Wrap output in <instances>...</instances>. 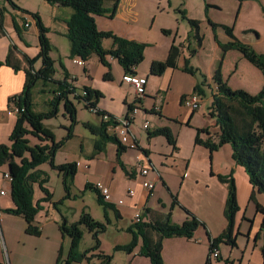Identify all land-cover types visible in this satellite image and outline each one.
<instances>
[{
    "label": "rangeland",
    "instance_id": "374dc122",
    "mask_svg": "<svg viewBox=\"0 0 264 264\" xmlns=\"http://www.w3.org/2000/svg\"><path fill=\"white\" fill-rule=\"evenodd\" d=\"M182 1L184 2L182 8H185L186 10L189 8L193 13V18L199 20L200 24L198 31L196 28H193L187 20H178L181 16L179 15V17H176L174 10H169L168 16V19L172 22L171 23L168 20L171 29H162V27L157 28L158 22L160 21V18L158 17L160 16L156 17V12L159 14L162 12L163 8H165L164 4L166 1L137 0V9L140 11L137 27L140 28L141 31L143 30V36L145 35V32L152 33L157 31L160 35L163 33L164 35L170 36V40H174L173 44L180 48V54L177 59V68L175 73L172 75L170 87L166 95V106L164 107V110L166 112L168 111L172 117L168 116L169 114L166 115V117H163L166 127L170 128L176 137L177 148L175 149V147L168 142L166 137L162 135H156L148 138V131L144 130L142 127L145 119L149 122V130H152L155 129V118L160 117V113L158 112H150V114L148 112V114L144 117L142 114H138L135 124H133V132L135 131L134 133L137 139L140 138V143L138 144L141 149L139 147L129 148L122 154V156L125 155L124 157L128 164L136 165L137 167L138 159L142 158L144 155L142 149L150 151L147 156L150 162V156L152 153L155 156L160 154H170L172 152L173 154L176 153L180 163L185 164L187 163V160L189 161L193 170L190 177L191 179L192 177L197 179L195 186H193V180L186 181V195L190 197L189 193L191 189L187 187L193 186L191 188L197 189L196 194L202 195V201L208 204L210 202H215V189H213V184L211 185L209 183L211 173L214 174L213 170L216 169H227L230 157L229 152L231 150L230 144L223 145L212 152L213 155H215V157H213L208 148L204 145L196 144L198 131L208 126L204 122H206L209 118L211 120H215V118L209 116L212 94L218 87L217 83L213 79V76L215 72L220 69L223 80L232 89H243L251 94H258L264 89V75L262 71L247 60L239 50L224 49L223 46L232 40L224 26L233 28V33L239 41L250 46L256 53L264 55V0ZM13 2L15 3L16 8H24L29 12L38 13L43 25L47 28L45 37L50 45L48 54L54 60L56 75L61 77L62 74L66 73L65 70L67 72L69 71L71 75L68 78V82L75 87L74 92L68 94V98L72 101L76 108V122L73 123L69 114L66 112L65 99H62L61 101L56 100V115L43 119V123L53 131L55 140L64 141L62 147L56 152L55 163L59 165L72 162L74 160H84L94 151L95 138L89 128H87L86 123H99V117L94 114L90 108L86 107L87 103L82 99V97L84 96V86H86L85 81L86 79H89L88 72L92 70V74H96L98 64L93 63L92 60L89 59L85 61L84 66L80 67L78 63H75L74 59L67 57L69 55V48H66L67 55L65 61L69 60L67 70V67L64 64L66 62H63L64 59H61V56L59 55L57 58L55 57L54 53H57L58 51L53 47L50 40V37L54 36L48 28L52 22V11L50 8H45L43 0H13ZM22 4H25V6L28 7H23ZM147 12H149V16H147ZM26 17L31 20V23L35 20L30 14H26ZM165 22L167 21L165 20ZM58 23L59 22H57V24ZM52 24H54V22H52ZM33 26L35 29L34 23ZM165 30L171 32L166 33L164 32ZM198 32L202 39L201 41L200 38L196 36ZM147 36L149 39L145 40H150L151 36ZM38 39L39 38H37V46H40ZM66 42L69 43L67 38ZM141 43H144V41ZM148 43H150V41L146 42L147 47L149 46ZM33 47H30L29 43V49L35 50V48L32 49ZM185 59H188L189 65L194 68V74H184L182 67L185 64ZM39 60L40 63L34 65L36 70L40 69L42 65V59ZM148 68V61L146 60L142 63L141 69L145 72ZM149 75L151 76V74ZM197 83L202 86L204 96H202V103L198 109L199 111L196 110L198 112L197 121L194 123L191 122L192 124H190L189 121L187 122L184 119L186 112L189 109L180 105V96L184 93H186V95L195 93L193 87ZM44 84L45 83H43L42 80H39L32 91L34 103L33 109L39 113L49 112L55 108L54 104L51 103L52 93L50 92V89H52L54 85L46 84L44 86ZM150 84H154L155 87L158 86L159 84L157 78L150 77ZM41 89H44L45 91L42 92ZM154 90L155 89H152L151 95L155 94ZM70 132L71 136L69 134ZM8 137L9 136L7 135L5 139L0 141V143H7ZM32 140L35 141L33 138ZM108 145V149L98 160H96V162H94L90 170L81 169L76 183L70 186V196L62 198L61 203L56 205L59 207L61 214L66 218L69 225L80 221L83 213H88L96 222L103 224L105 227L104 230L97 228L95 231H90L85 224H79L82 232V238L78 246V251L83 255L85 253L86 257L83 258L80 263L76 264H101L102 259L99 256L100 253L111 257L108 264H130L128 257L133 254H140V250L142 248V239L140 238L137 246L131 253L126 250L116 249L118 244L126 245L132 241L133 234L128 231V229L133 227L136 230L134 227V214L136 211H129L123 218H120L115 213L114 209L108 208L107 211H105L104 206L99 204L96 193L91 189L85 190L84 183H82L86 180V177L95 181L100 180L99 178L101 177H105L108 183L111 184L109 189L112 199L115 198V200H119L122 198L125 202L127 201V197L124 193L125 191L129 188H133L135 190L137 185L143 187L141 178L132 179V182L129 183V178H127L124 173L121 174L117 172L116 167H118V161L116 152L114 151L113 144L109 143ZM146 162L148 163V161ZM151 165L153 166L152 162ZM39 168L47 172L49 176L47 185L50 188L51 193L53 194V190L55 196L58 197V189L61 187L59 171L53 169L49 163H44ZM8 169V164L0 166V181L2 183L10 182L3 177L4 173L8 172ZM154 172L157 176H160V173L156 169ZM230 175L235 180L237 192L238 190L242 192V202L239 205V211L237 213V216L239 217L238 225L236 226L235 231L236 234H238V226L239 224H242V231H239L241 243L244 244L245 240L248 239V234L250 232V234H252L251 246L254 247L257 239L263 240L264 238V228L262 227L264 213L258 211L257 204H255L254 200L250 199L249 195H245V191L240 184L241 179L239 180V183H237L239 174L236 175L237 181L233 171ZM182 178H179L181 182ZM100 181L103 182L104 180ZM174 183L175 182H173V185ZM178 187L180 188L181 184ZM179 188H177L176 194H174L177 199V195H179L180 190ZM113 190L116 192V197ZM36 191L38 193V189ZM262 195H264V193ZM195 198L196 197L193 196L191 199L195 200ZM192 203L198 204L197 202ZM97 231H99L98 237L100 245L98 248L94 249L97 244L94 234ZM64 236L69 239V236ZM31 239L33 240L29 243L23 240H18L13 250L9 247L7 250L2 251L0 248V261H2V263L5 262L6 257L10 254L13 259H18L20 264L32 263L40 253V244L36 240L37 238ZM66 246H68L67 243ZM236 247L237 246L233 248ZM69 249L70 242L69 248L66 249L67 253L65 254V259L68 255ZM235 251L240 257L243 249L240 247L239 249H235ZM251 252L252 250L250 249L247 253V260L249 259ZM250 258L252 259L251 264H253L256 260H260V257L257 258L255 254ZM65 259H63V261ZM215 259L216 258H214V260ZM62 263L63 262H61V264Z\"/></svg>",
    "mask_w": 264,
    "mask_h": 264
},
{
    "label": "trees",
    "instance_id": "16d2710c",
    "mask_svg": "<svg viewBox=\"0 0 264 264\" xmlns=\"http://www.w3.org/2000/svg\"><path fill=\"white\" fill-rule=\"evenodd\" d=\"M16 8L13 0H7ZM50 5H58L60 7L69 8L71 14L66 20V36L70 42V57H80L87 61L92 55L96 54L101 63L108 67V72L104 75L106 80H111V63L108 57H113L123 68L124 73H136L137 67L145 60L146 43L128 39L116 35L111 31L100 30L96 24V15L115 14V9L109 11L105 8V0H44ZM19 8V7H17ZM30 14L35 20L39 30L40 52L35 57H29L21 53L14 43H11L8 54L4 61H0V65L6 64L15 71L23 70L26 74L25 85L22 92L12 96L10 102L19 108L16 113L17 119L12 132L9 135V143H0V166L8 164V172L11 176V196L14 207L7 208L4 212L19 215L25 218L27 222L26 232L32 236H40L41 230L35 225V218L42 209L41 202L50 201L53 194L47 187L49 176L46 171L39 167L44 163H49L53 169L59 171L62 175V182L66 192L65 197L70 196V189L77 174V161L67 162L63 164L55 163V155L59 148L62 147L64 141H56L53 131L43 123V119L56 115V100H66L65 109L69 114L73 123L76 122V108L72 101L69 100L68 94L74 92L75 87L68 82V73L65 70V77L62 80L55 79L54 60L49 56L50 45L45 37L47 28L43 25L38 13H32L25 9H20ZM181 18L187 20L188 23L199 30V20L187 16L185 10H179ZM3 16L0 11V33L3 34L2 27ZM17 32L21 34V30L16 23L14 24ZM231 41L223 47L225 50L237 49L244 57L257 66L264 75V55L256 53L250 46L239 41L234 33L233 28L224 26ZM170 33L171 31L165 30ZM200 41L202 40L199 32L197 33ZM111 38L113 46L105 49L103 40ZM180 54V48L172 44L165 60H155L150 65V74L153 76H161L169 68H177V59ZM42 59L41 68L36 70L34 65ZM182 70L194 74L195 70L189 65V60L185 59ZM218 87L212 94V102L209 108V115L215 118L216 125L219 127L216 133L217 141L212 138L202 140L200 134L208 132V128L198 131L196 144L204 145L213 151L219 147L230 144L232 147V157L238 165L244 167L249 176L250 183L255 189L251 195V200L255 199V191L264 193V89L258 94H251L243 89H232L222 77L221 70H217L213 76ZM42 80L44 86L53 84L55 87L50 89L52 93L51 103L54 104L49 112L39 113L33 109V88L36 83ZM44 92V89H41ZM85 95L82 99L87 103V108L97 107L103 93L89 86H84ZM194 92L204 96L202 86L197 83ZM186 95L182 96V99ZM132 109V104L128 105V111ZM106 114L110 119L108 121H100L99 123H86L87 128L94 135V151L90 155V159H94L98 154L105 152L109 143L117 146V161L122 167L126 175H131L126 165L122 163L121 156L129 148L123 144L117 137L107 133V126L116 119L115 115L98 109L97 116ZM148 131V138L156 135L166 137L168 142L177 148V140L170 128L163 126ZM72 132V128H71ZM71 132L69 133L71 136ZM32 138L35 140L33 141ZM139 146L136 141L135 148ZM141 149V148H140ZM143 153L148 156L150 151L142 149ZM219 180L228 186V196L225 203L224 214L227 219L225 230L217 237L210 239L209 252L218 249V245L227 242L232 247L237 246L236 242V215L239 211L237 199V188L235 180L231 175H218ZM38 186L44 193V197L39 201H34L35 186ZM91 189L96 193L99 204L104 206L105 211L108 208L114 209L115 213L120 217L119 211L112 202L106 201L100 189L93 183L87 182L85 190ZM62 200L53 204L57 205ZM180 206L187 215V219L180 224L173 223L171 213L168 212L162 220L151 219V209L143 208L144 221L134 224L128 231L133 234V239L129 244L117 245L116 249L133 252L137 246L139 239H142V248L140 255L149 258L151 264H165L162 251L163 240L169 237H186L192 238L197 229L203 225V222L189 209L179 204L176 195H172V207ZM258 211L264 213V207L257 204ZM148 216V218H147ZM150 218V219H149ZM79 224H85L90 231L97 228L104 230V225L96 222L88 213H83L81 220L74 224H68L65 217L59 223L63 235L70 238V249L66 259H62V249L59 250L56 264H73L80 263L86 254L78 251V246L82 238V232ZM264 228V219L262 223ZM99 231L94 234L96 246L100 245L98 237ZM102 259L101 264H108L111 257L103 253L99 254ZM262 257L264 264V244L262 246ZM209 264V263H206Z\"/></svg>",
    "mask_w": 264,
    "mask_h": 264
},
{
    "label": "crops",
    "instance_id": "0c3cea01",
    "mask_svg": "<svg viewBox=\"0 0 264 264\" xmlns=\"http://www.w3.org/2000/svg\"><path fill=\"white\" fill-rule=\"evenodd\" d=\"M165 1L166 3L164 4V6L166 9L163 8L160 14L156 12V17L160 16L158 17L160 18V21L158 22L157 28L162 27V29H171V26L168 23V20L169 22H171L170 19H168L169 10H174L176 17H179L180 15L178 13L179 10H185L187 16L191 18L194 17L189 8H187V10L185 8H182V5L184 3L182 0H162V2ZM43 2L45 4V8H50V10L52 11L51 17L54 24H52L51 22L48 28L49 31L51 30L52 35L54 34V36L50 37V40L53 47L58 51L57 53H54L55 57L57 58L58 55L61 56V59H64L63 62H66L64 64L68 70L69 60L65 61L67 55L66 48H69V55L67 57H71L70 42H66V20L69 18L71 10L69 8L60 7L58 5H50L44 0ZM22 5L23 7H28L25 6V4ZM104 6L109 11L115 9V14L114 17H109V15L95 16L96 24L100 30L111 31L118 36L136 40L138 42L144 41V43H146L150 41V43H148L149 46L145 50V60L143 61V63L146 60L148 61L149 68L144 72L141 69L142 64L137 67L138 73L148 76V90L146 92V96L142 99L143 112H138L136 114V117L138 114H142V116L144 117L148 114V112L149 114L150 112H158L160 113V117L155 118L154 128L166 126L163 117H166V115L168 114V116H171L168 111L166 112L164 110V107L166 106V95L170 87L172 75L175 73L176 68L167 69L161 76H150L149 74L150 65L153 61L167 59L170 47L174 43V40L171 41L170 36L164 35L163 33L162 35H160L157 31H154L152 33L145 32V35L143 36V30L141 31L140 28L137 27V21L140 17V11L137 9V0H105ZM20 9L22 8H14L11 4L8 3L7 0H0V11L2 12L3 16L2 27L4 30L3 34L0 33V61H4L6 59L11 43H14L21 51V53L26 54L29 57H35L40 51V46H37V38H39V30L37 24L35 23V20L31 23V20L27 19L26 17V14L28 13H25ZM147 16H149V12H147ZM165 20L167 22H165ZM178 20L184 21V19L182 18H178ZM26 22L30 24L29 27H25L24 24ZM57 22L59 23L57 24ZM15 23L19 26L21 34L17 32L14 26ZM33 23L35 25V29L33 28ZM147 35L151 36L150 40H145L149 39ZM29 43L30 47H33L34 45L32 49L35 48V50L29 49ZM103 46L105 49L112 48L113 40L110 38L104 39ZM75 58L71 59L75 60ZM90 59L93 63L98 64L97 73L92 74V70L89 71V79H86L85 83L86 86L97 89L103 93V96L100 98L97 107L100 110L111 113L112 115H115L117 117L126 116L129 113L128 105L132 104L135 100V93L132 86L123 82L122 80L124 74L123 68L120 66L116 59H114L113 57H108V60L111 63L113 78L111 80H106L104 78V75L108 72V67L101 63L99 57L96 54L92 55ZM39 63L40 60L36 64ZM84 65L79 66L82 67ZM183 72L184 74L187 73L185 71ZM67 73L69 77L71 74L69 71ZM64 77L65 74H62L61 77H59L55 72V79L62 80L64 79ZM150 77L157 78L159 85L156 87L154 84L151 85ZM25 80L26 74L23 70L15 71L12 67L6 64L0 65V141L5 139L7 135H10L15 125L17 115L13 111L14 105L10 102V98L22 92L25 85ZM54 87L55 86H53L52 88ZM152 89H155V94L151 95ZM183 95H186V93L180 96V105L185 107L182 101ZM197 117L198 112L189 109L186 112V116L184 119L192 124L191 122L194 123L195 121H197ZM135 120L133 124H135ZM204 123L208 125L206 126V128H208V132H202L200 134V138L202 140H206L208 137H211L213 141L216 142V133L218 132L219 127L216 125L215 120H211L209 118ZM137 141L138 143H140V138L137 139ZM7 143H9V137ZM113 146L114 151L117 154V146L115 144H113ZM108 147L109 145H107L106 150L108 149ZM231 150L229 152L230 157L227 169L223 170L222 168H220L213 170L214 174L211 173V179L209 183L211 185L213 184V189H215L214 203H204L202 201L203 196L200 194H196L197 189L191 188L195 186V182L197 180L194 177H192V179L190 177L191 172L193 171L192 165L190 166L188 160L185 164L180 163V161H178L177 154H173V152L170 154H160L157 156L153 155L152 153V155L150 156V160L153 163L154 170L156 169L160 173V176H157L154 171L151 174V179L156 183L155 189L152 192H149L143 187L137 185V188H135V195L133 197L128 196L126 194V191L124 192L125 196L127 197L126 202L124 201L122 204H119L118 200H115V198L110 201L119 211L120 218H123L124 215H126L131 210L137 211L138 209L148 207L151 209V219L162 220L165 218V215L170 212L172 222L180 224L187 219V215L182 207L178 205L172 207L171 202L172 195L176 194V190L181 184V187L179 188V195H177L179 204L194 213L203 222V225L197 229L192 238L169 237L163 240L162 255L165 264L207 263L209 257L210 239L220 235L227 226V219L224 214V209L228 196V186L227 184L222 183L219 180L218 175L227 176L230 175V173H232L233 171L237 181L236 175L239 174L237 183H239V180L241 179V187L245 191V195H249L251 199V195L255 189L250 183L249 176L244 167L238 165L233 159ZM103 154L104 152L98 154L94 159H90V156H87L84 160H74L79 163L74 183H76L81 169L90 170L94 162H96V160H98ZM211 154L213 155V153ZM124 156L125 155L122 156V163L126 165L127 169L131 172V175H126L118 162V167H116L117 169L115 168L117 172L121 174L124 173V175L129 178V183L132 182V179H142L139 171L136 168V165L128 164ZM213 157H215V155H213ZM151 162L149 161V163ZM180 177H183L182 182L179 180ZM59 179L61 185L60 189H58L59 196H55L54 191L52 190V199L47 202H41L42 209L39 211L35 218L34 223L41 230L40 236H32L26 232L27 222L24 217L4 212L5 209L14 207V202L11 196V183H2L0 181V190L2 189L6 191L5 195H0V230L5 245L4 248L0 243V248L2 249V251L7 250L9 247L13 250L18 240H23L29 243L33 240L31 238H37L36 240L40 244V253L38 254L37 258L30 264H56L60 249H62V259H65V254L67 253L66 249L69 248L70 238L67 239L61 232L59 223L62 221V218L64 216L61 214L59 207L53 204L54 202L64 198L66 194L61 175H59ZM99 179L102 181L104 180L103 183L110 188L111 184L108 183L105 177H101ZM100 180L95 181L91 178L86 177V180L82 183H84L85 186L87 182L95 184ZM187 180L194 181L193 186L187 187L191 189L189 193L190 197L186 195L187 191H185ZM173 182H175L174 185ZM35 189H38V193L36 190H34V201L37 202L45 195L41 191V189L37 187V185L35 186ZM113 193L116 197V192L114 190ZM262 194L263 193L258 192L257 190L255 191V204H260V206L264 207V195ZM193 196L196 197L195 200L191 199ZM237 199L238 204L240 205V203L242 202V192L239 190L237 192ZM192 202H197L198 204H193ZM238 218L239 217L236 215V226L238 225ZM237 231V247L233 248L227 242L219 244L218 249L220 255L215 260L213 259L212 264H251L252 259L250 257H252L254 254L257 258L260 257V260H256L253 264H263L262 246L264 244V238L263 240L257 239L255 246L252 247V234H250L249 232L248 239L245 240L244 244H242L241 239L239 238V231H242V224H239ZM66 243L68 244V246H66ZM240 247L243 249V252L239 257L235 249H239ZM250 249L252 250V252L249 255V259L247 260V253ZM128 261L130 262V264H151L149 258L140 254H133L132 256H129ZM7 262H9L10 264H20L19 260L16 258L13 259L10 254L6 257L5 262L2 263V261H0V264H5Z\"/></svg>",
    "mask_w": 264,
    "mask_h": 264
},
{
    "label": "built area",
    "instance_id": "2783aa9c",
    "mask_svg": "<svg viewBox=\"0 0 264 264\" xmlns=\"http://www.w3.org/2000/svg\"><path fill=\"white\" fill-rule=\"evenodd\" d=\"M25 27H29V23L24 24ZM79 65H84L85 61L82 60L80 57H76L74 60ZM123 82L129 84L132 86L134 93H135V100L132 103V109L129 111V113L126 116L123 117H117L116 119L110 122L107 126V133L109 135L117 137L123 144L130 146L131 148H135V144L137 141L136 135L133 132V123L136 117V114L138 112H143L142 109V99L146 96L147 92V84H148V76L142 75L138 72L136 73H124L122 77ZM83 95H85V91L83 92ZM183 104L185 107L192 111H196L201 106L202 96L199 93H193L190 95H186L183 99ZM98 107H92L91 110L94 114H98ZM13 111L17 113L19 111L18 107H14ZM100 118V121H108L110 117L108 115L103 114L98 116ZM143 129L148 130L150 129L149 122L147 120L143 123ZM148 161V163L146 162ZM77 164H79L77 162ZM137 170L139 171L140 176L142 177V185L143 188L146 189L149 192H152L155 189L156 183L151 179V174L154 170L151 163H149V160L147 156L144 154L142 158H139L137 161ZM3 177L9 181H11V176L9 172H5ZM95 185L100 189L102 195L104 196V199L106 201H112V195L110 192V189L108 186H106L103 182L98 181L95 183ZM5 190H0V195H5ZM126 194L130 197H133L135 195V190L133 188H129L126 191ZM124 202L123 199H119L118 203L122 204ZM144 221L143 217V209H138L136 213L134 214V223H140ZM0 243L5 248L4 240L2 238L1 230H0ZM219 249H214L209 252V257L207 260V263L212 264V261L214 258L219 257ZM5 264H10L9 262Z\"/></svg>",
    "mask_w": 264,
    "mask_h": 264
}]
</instances>
